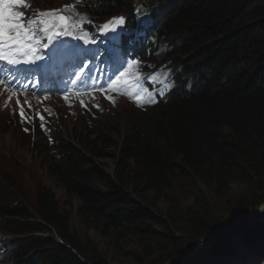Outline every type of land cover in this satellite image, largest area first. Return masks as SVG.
<instances>
[{"label": "trees", "instance_id": "16d2710c", "mask_svg": "<svg viewBox=\"0 0 264 264\" xmlns=\"http://www.w3.org/2000/svg\"><path fill=\"white\" fill-rule=\"evenodd\" d=\"M171 3L174 10L165 30L179 43L182 40L176 55L190 57L197 87L192 92L182 87L173 90L156 118L138 121L131 116L125 126L112 130L111 137L101 129H75L68 143H58L55 154L46 147L37 149L36 142L30 151L43 154L38 157L42 175L67 200L60 204L52 191L34 179L31 204L18 197L0 204V214L18 218L16 229L36 232L16 252L17 264H26L32 251L33 264H115L126 250L135 264H148L161 256L157 254L163 243L172 246L164 261L181 258L177 264H224L231 254L215 241L222 239L223 226L234 220L227 218L208 243L210 235L199 236L210 248L204 260L202 255L185 256L189 247L182 227L209 231L194 206L186 209L174 201L166 206L165 215L157 206L155 200L163 191L178 196V181L186 178L208 188L212 201L219 204L225 202L231 185H250L246 195L259 194L250 201L258 212L252 214L245 240L253 249L263 243L264 0ZM116 4L123 6V0H89L102 13H111ZM104 159H110L111 166L100 162ZM73 208L86 232H96L95 240L72 224ZM148 218L160 228L154 236L138 228ZM48 224L61 243L46 231ZM129 238H138L135 248L126 249Z\"/></svg>", "mask_w": 264, "mask_h": 264}, {"label": "rangeland", "instance_id": "374dc122", "mask_svg": "<svg viewBox=\"0 0 264 264\" xmlns=\"http://www.w3.org/2000/svg\"><path fill=\"white\" fill-rule=\"evenodd\" d=\"M131 0H123L124 6L127 7V5L130 3ZM132 2V1H131ZM145 23V22H143ZM147 24V23H146ZM174 35H171V37ZM169 38H166L167 40ZM177 57V56H176ZM181 59H189L188 64L191 63L190 57L185 54L184 57H181ZM194 62V61H193ZM134 116V115H130ZM64 119V118H63ZM126 122H128V119H126ZM125 125V122L117 125L115 128L119 129L121 126ZM63 125L66 127L73 126L74 124L71 122H68V120L63 121ZM111 126V124L109 125ZM114 127H109V129H104L100 128L103 133L107 134L108 137L110 133L106 131H112L115 129ZM122 128V127H121ZM82 130V129H81ZM10 129L8 126L2 124L0 122V166L2 165L4 168H1V175L4 180V183L1 184L0 180V187L2 185V188L5 189V193H7V189H12L17 192L19 197L24 200L27 204H31V200L34 198V182H36L34 179H37L42 186L47 187L50 191H52L55 195V198L60 202V204L64 205L65 200H67V196L65 193L59 190L52 181H50L45 175H42V169L38 166L39 164V156H43V154H38V150H36L34 153H31V151H28L26 153L27 161L22 159L19 156V147L18 145H26L27 142L25 138H18L17 134L14 131H11L12 137L10 136ZM85 131V130H84ZM98 131V130H97ZM67 134V133H66ZM64 136L63 138H65ZM14 141L18 144H15ZM22 148L25 149L24 146H21ZM37 149L38 146H37ZM30 156H32V160L29 162L28 160L30 159ZM100 162L105 163L107 166H111V160L110 159H104L101 160ZM10 166H15L12 169V172L14 174H9L8 169ZM13 181V183H10ZM178 189L177 193L178 196H173L172 193L169 192H161V196L156 201L157 206L159 209L162 211V215H165L167 213L166 206L169 203L175 204V203H180V205L184 206L186 209L190 206L193 205V211L201 218L203 219V224H206L205 229L209 228V231L205 232H198L194 229H190L188 226H183L182 229L185 230L186 234L183 235V239L186 240V243L189 247L188 252L185 256H190L191 254H197V255H202V258L204 260L206 259V256L209 252L210 248H205L206 244L208 243L212 238H214L213 232L217 230L219 227L222 226L227 221V218H231V221L233 223L230 226L224 225L223 226V233L228 232L229 230H239L238 232L241 233L243 228L246 226L248 221L252 219V214H255L258 212V209H256L257 206H254L255 203H252L250 201L257 200L259 197V194H252L251 196L246 195V192H251L252 187H245V186H240V185H231V188L229 190V193L227 194L225 198V202L223 203H215L212 201V194H210V190L206 188L203 185H199L198 183H195L192 178H186L183 180L178 181ZM254 188V187H253ZM245 195V196H244ZM205 200V201H204ZM23 201V202H24ZM175 201V203H174ZM243 202H246L244 207H241V204ZM74 204V202H73ZM178 205V204H177ZM192 212V211H191ZM250 214H249V213ZM152 213L157 215H160V213L153 211ZM77 215L75 214V208L72 210L71 214V220L72 224L77 227V230L87 234L86 232V227L81 224V222H78V218L76 217ZM36 220L38 219V216L34 217ZM226 220V221H225ZM236 220V221H235ZM31 222V221H29ZM224 222V223H223ZM38 224V223H37ZM34 226V225H33ZM46 228V231H52L49 233L50 235H55V229L52 225H44ZM230 227V229H229ZM251 227V226H250ZM250 227H247L246 232H244L240 236H234L232 237V240H236V243L229 244L227 248L229 249V254L231 256L228 258V261L223 262L224 264H264V238H263V243L260 242L258 246L253 249L248 242H246V236H247V231L250 229ZM141 229V232H147L150 235L154 236L157 233H159L160 228L149 218L142 220L139 223V227ZM241 228V230H240ZM95 234L96 232H93L92 230H89L88 235L92 239L95 240ZM205 235L208 236L206 239V242L204 243L201 238H199L200 235ZM216 234V233H215ZM263 237V235H259L258 237L256 236V239H260ZM130 242H128V245L126 247L132 249L134 247L133 245H137L139 242L137 241L138 238H129ZM144 239V238H142ZM18 240H22V238H18ZM230 240V241H232ZM132 241V244H131ZM229 241V242H230ZM213 243H210L211 245ZM165 245V246H164ZM169 243H163L161 245V250L160 253L157 255L159 256L154 263H148V264H172L177 262H182L183 259L181 258H176L173 262L168 258V260L164 261L167 255L170 254V249L172 246H169ZM24 246L20 247V250H23ZM135 248V247H134ZM126 255L124 257H120L118 259V262L116 261L115 264H135L133 260L131 259L129 250L125 251ZM156 255V256H157ZM26 264H33V255L29 253L26 256ZM114 264V263H113Z\"/></svg>", "mask_w": 264, "mask_h": 264}, {"label": "snow or ice", "instance_id": "6c2138e0", "mask_svg": "<svg viewBox=\"0 0 264 264\" xmlns=\"http://www.w3.org/2000/svg\"><path fill=\"white\" fill-rule=\"evenodd\" d=\"M84 2L87 4L88 0H84ZM28 7L30 5L25 0H0V85L10 83L9 76L13 80L17 79L12 71L14 68H18L20 65L34 64L39 59L35 54L40 47L48 49L47 55L50 61L61 58L72 60L75 61L74 66L83 72L87 67L86 64L81 67L84 58H91L94 56V52L82 49L78 44H70L60 39L61 36L70 34L67 31L68 18L58 15L55 11H49L38 14L43 18L25 19L28 13L16 10ZM79 23L74 22L71 26L78 28ZM123 24V17L113 18L112 21L106 22L101 27V31L110 30L114 34L113 39H118L123 31ZM44 39H47L48 42L42 43ZM38 67L42 68L43 65ZM130 67L131 64H129ZM120 75L124 76L125 73L121 72ZM77 80H80L79 73H77ZM118 81L119 77L109 86L115 85ZM76 82L73 81V83ZM21 116L23 117V111H21Z\"/></svg>", "mask_w": 264, "mask_h": 264}, {"label": "water", "instance_id": "95a60500", "mask_svg": "<svg viewBox=\"0 0 264 264\" xmlns=\"http://www.w3.org/2000/svg\"><path fill=\"white\" fill-rule=\"evenodd\" d=\"M262 216H264V214L262 215ZM257 219H259V217H257L255 220H257ZM254 220H252V221H248V223L246 224V226L243 228V230L241 231V233L240 232H238L239 230H236V231H231V230H229L228 232H226V233H223L222 235V239H220V240H217V241H215V244H219L223 249L224 248H227V246H229V244H232V243H236V240L234 241V239L232 240V237H234V236H240V235H242L244 232H246V230H247V227L249 228L250 227V225H251V223L253 222ZM229 229H230V227H229ZM240 230H241V228H240ZM238 234H240V235H238ZM230 240H232V241H230ZM230 241V242H229ZM232 242V243H231Z\"/></svg>", "mask_w": 264, "mask_h": 264}, {"label": "bare ground", "instance_id": "6f19581e", "mask_svg": "<svg viewBox=\"0 0 264 264\" xmlns=\"http://www.w3.org/2000/svg\"><path fill=\"white\" fill-rule=\"evenodd\" d=\"M145 22V23H143ZM147 23V24H146ZM157 23V20L151 21L147 18H143L138 22V27H144V26H153ZM125 66V65H124Z\"/></svg>", "mask_w": 264, "mask_h": 264}, {"label": "clouds", "instance_id": "9594fccd", "mask_svg": "<svg viewBox=\"0 0 264 264\" xmlns=\"http://www.w3.org/2000/svg\"><path fill=\"white\" fill-rule=\"evenodd\" d=\"M133 115H134V114H133ZM155 118H156V117H155ZM147 119H150V118L143 117V118H142V121L147 120ZM152 119H153V118H152ZM123 123H124V122H123ZM118 125H120V124H118ZM123 126H125V125L123 124ZM123 126H122V127H123ZM86 128H87V127H86ZM87 129H91V128H87ZM98 129H100V128H96V127H94V130L97 131ZM105 129H106V128H105ZM102 130H104L103 127H102ZM107 132H109L110 135H111V132H112V131L110 132V131L107 130L106 133H107ZM103 134H105V133H103ZM106 135H107V134H106ZM110 135H109V136H110ZM51 236L54 238V240H55V239H59V240L61 241V239H60L56 234H55L54 236H53V235H51ZM61 242H62V241H61ZM25 261H26V258H25ZM26 262H27V261H26Z\"/></svg>", "mask_w": 264, "mask_h": 264}]
</instances>
